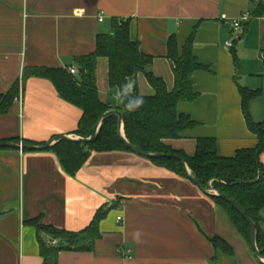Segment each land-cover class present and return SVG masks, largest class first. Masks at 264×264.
<instances>
[{"label":"crops","instance_id":"1","mask_svg":"<svg viewBox=\"0 0 264 264\" xmlns=\"http://www.w3.org/2000/svg\"><path fill=\"white\" fill-rule=\"evenodd\" d=\"M256 8L252 0H0V95L17 81L20 88L10 110L0 113V141L43 145L62 135L79 137L82 110L51 79L24 78L25 70L76 65L73 75L80 78L77 59L94 53L99 35L112 32L116 20L130 19L131 39L154 56L152 70L169 91L175 86L168 55L173 35L183 46L196 28L194 51L214 69L195 72L199 96L178 104L199 125L166 144L190 156L202 136L216 137L223 157L256 148L259 139L248 126L240 92L260 90L249 110L253 120L264 121V14L256 15ZM245 12L250 16L239 32L223 20ZM96 73L100 99L110 110L123 111L122 92L110 85L107 57L98 58ZM134 81L140 96L155 94L143 72ZM260 159L264 164V151ZM101 208L107 214L94 249L62 250L58 264H259L212 195L149 158L93 150L70 175L52 150L0 149V264H43L38 236L48 245L60 242L30 220L82 231ZM217 235L233 245L234 257L215 258ZM120 246L131 249V256L119 255Z\"/></svg>","mask_w":264,"mask_h":264},{"label":"trees","instance_id":"2","mask_svg":"<svg viewBox=\"0 0 264 264\" xmlns=\"http://www.w3.org/2000/svg\"><path fill=\"white\" fill-rule=\"evenodd\" d=\"M255 14H264V4L257 6ZM196 33L195 28L183 46L179 45L175 35L169 38L168 55L173 61L175 71V86L172 91H169L165 81L153 72L154 56L142 51L140 43L131 39L130 19L116 20L112 32L99 35L96 51L77 59L80 78H76L66 69L51 68H27L24 78L37 75L51 79L59 94L82 110L83 115L76 133L88 138L99 119L111 108L99 96L96 73L98 58L109 59L110 85L119 88L121 92L130 89L138 93L134 80L143 72L155 89V94L141 96V110H123L127 139L144 152L171 154L185 159L204 187L212 186L233 198L255 222L258 229L257 244L264 256V164L260 159V154L264 151V121L253 120L249 110L250 102L260 94V90L240 87L248 126L259 139L256 148L241 149L233 157H223L218 154L216 137L202 136L197 138L196 151L190 156L175 150L165 142L167 139L184 138L199 125L191 115L178 110L179 102H191L199 96L195 90V72H214L213 67L202 63L194 51ZM262 56L264 59V51ZM19 93L17 81L6 94L0 95V113L10 110ZM49 150L58 156L62 167L70 175H75L82 168L93 150L131 151L119 135L117 115H111L103 121L94 141L85 143L63 139L57 141ZM150 160L189 178L180 159L163 157ZM213 198L253 251L251 224L225 198ZM106 214L107 209L101 208L91 224L82 231H68L45 225L40 223L38 218L30 220L39 232L43 231L60 240L57 245H48L40 235L38 236L43 264H58L59 252L62 250L92 251L100 237L99 222ZM212 242L216 250L215 258L218 254L235 256L233 245L225 238L217 235ZM257 260L259 264H264L258 258Z\"/></svg>","mask_w":264,"mask_h":264},{"label":"water","instance_id":"3","mask_svg":"<svg viewBox=\"0 0 264 264\" xmlns=\"http://www.w3.org/2000/svg\"><path fill=\"white\" fill-rule=\"evenodd\" d=\"M121 101H122V109L128 110V111H139L142 108V101L141 96L139 93H134L130 89H125L121 94ZM111 115H117L118 117V131L119 135L125 144V146L131 150L132 152L139 154L141 156H144L149 159H155V158H163V157H175L177 159H180L189 179L193 181L195 184H197L204 192L207 194H210L212 196H217L221 198H225L230 204H232L237 211L240 212V214L247 219V221L251 224L252 230H251V240H252V248L256 255V257L264 263V256L261 254L258 244H257V235H258V229L255 224V222L245 213V211L241 208V206L235 202V200L225 193L221 192L220 190H217L210 186L209 188L204 187L202 183L199 181V179L193 174L191 171L189 165L187 164L186 160L175 155L171 154H164V153H147L142 150H140L138 147H136L134 144H132L126 137L125 131H124V113L122 110L113 109L106 112L98 121L96 126L94 127L93 133L90 137L84 138V137H70L66 135L58 136L53 138L51 141L43 144V145H32L28 144L23 141H0V149H17V150H27V151H41L49 149L52 145H54L57 141L63 140V139H69L74 140L77 142H92L96 139L97 134L99 132V129L103 123V121L108 118Z\"/></svg>","mask_w":264,"mask_h":264},{"label":"built area","instance_id":"4","mask_svg":"<svg viewBox=\"0 0 264 264\" xmlns=\"http://www.w3.org/2000/svg\"><path fill=\"white\" fill-rule=\"evenodd\" d=\"M252 2L255 6L264 4V0H252ZM249 16H250V12H245L240 17H237V18H229L226 15H224L223 20L226 24L232 26L235 32H239L242 29V21L245 19H248ZM103 20L104 18L101 16L100 21H103ZM227 45L229 47H232L233 41H229ZM68 70L71 74H76L78 72V68L76 65H71ZM121 220H123L122 216H118V221H121ZM117 252L122 257L128 258L131 256V249L125 248L124 246L118 247Z\"/></svg>","mask_w":264,"mask_h":264},{"label":"rangeland","instance_id":"5","mask_svg":"<svg viewBox=\"0 0 264 264\" xmlns=\"http://www.w3.org/2000/svg\"><path fill=\"white\" fill-rule=\"evenodd\" d=\"M238 235H240V234H238ZM250 247V246H249ZM250 249H251V247H250ZM252 250V249H251ZM253 252V251H252ZM254 253V252H253ZM255 254V253H254ZM257 258V257H256ZM229 261V260H228Z\"/></svg>","mask_w":264,"mask_h":264}]
</instances>
